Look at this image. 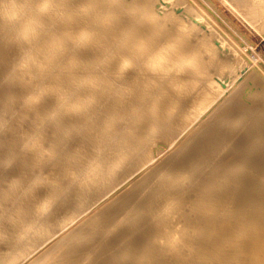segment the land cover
Listing matches in <instances>:
<instances>
[{"label": "bare ground", "instance_id": "6f19581e", "mask_svg": "<svg viewBox=\"0 0 264 264\" xmlns=\"http://www.w3.org/2000/svg\"><path fill=\"white\" fill-rule=\"evenodd\" d=\"M107 1L82 3L78 13L87 19L72 18L69 25H64L59 19L71 15L76 7L69 6L60 12L55 1L47 0L41 6L48 5V10L35 15L36 7L26 0L12 4L0 0V18L7 31L0 39V74L7 72L13 56L12 50L2 46L10 40L14 41L11 46L15 42L22 43L23 47L26 43L38 45L29 60L40 59L43 66L61 60L50 69L56 85L45 76L28 79L23 75L18 87L5 89L10 93L29 83L40 84L20 98L26 102L21 109L26 111L43 98L42 104L40 101L37 105H43L44 110L39 111V120L25 123L26 132L22 126L21 134L20 129L6 133V138L12 139L15 153L22 142L19 136L27 132L26 144L32 142L34 145L30 144V148L34 147L26 154L29 147L24 150V145L26 156L20 151L22 157L4 155V164L12 163V166L0 167V195L6 199L0 207V224L4 225L0 226V252L3 257L15 260L10 261L12 264H39L40 261L42 264H176L173 257L177 259L176 252L189 253L181 258L180 264H230L228 258L237 264H264V251L257 252L254 248L264 249L263 245L248 246L245 242L249 240L239 235L242 232L264 234V214L257 212L258 205L264 206V58L248 56L237 41L220 32L216 20L200 7L194 6L195 11L188 8L184 4L188 0H160L166 3H160L156 9L162 16L152 12L126 16L116 13L137 3L152 9L156 0L113 2L116 4L109 8V19L103 23L99 18L107 13L103 11ZM222 1L231 14L239 15L264 38V0ZM164 17L170 30L157 26ZM94 19L97 21L93 22ZM184 20L189 29L193 27L190 36L180 26ZM140 23L141 30H130ZM65 30L73 37L67 36ZM80 31L83 33L79 34ZM102 34L108 35V41L112 40L110 43L117 44L118 49L105 51L97 71L115 65L111 72L121 73L124 84L139 85L141 96L120 102L106 101L109 90L101 95L105 102L89 103L93 100L91 93L81 94L77 99H62V102L49 99L57 85H60L58 99L71 90L73 85L62 81H68L73 73L69 67L80 73L82 64L98 60L95 55L104 50V44L98 43ZM74 36L78 37L74 39ZM87 40L88 46L84 47ZM188 43L195 44V55L189 53L190 48L183 47ZM125 52L128 56L122 58ZM218 55L223 57L214 63L215 67H210V61ZM78 57H83L82 61ZM120 60H125L123 66L117 64ZM161 64L160 71H152ZM16 76L12 74L8 81ZM78 76L85 81L94 80L89 74ZM49 83L51 86L46 89ZM101 87L92 86L90 90L98 92ZM183 89L188 91L187 95L196 94V97L186 99L181 94ZM116 93L122 95L120 91ZM159 96L167 105L175 101L177 109L184 110L202 101L205 104L201 107L214 106L218 101L221 108L211 113L208 122L202 123L204 116H192L187 124L192 127L183 135V142L172 145V138L159 140L162 135L173 136L176 127L168 114H154L153 110L163 106ZM133 103L136 113L127 120V112L122 108ZM18 104L19 98L9 104L8 112L21 114ZM103 106L120 112L105 126L104 121L93 122L98 117H107L96 113ZM38 108H31V113L39 114ZM160 118L165 128L157 133L163 122ZM46 126L51 134L43 139H52L51 145H46H50L49 149L43 148L45 140L41 137L47 131ZM98 130L102 131L96 135ZM176 136L177 140L180 135ZM96 137L100 143L94 150L105 157L93 160L88 156ZM38 140L43 150L36 147ZM143 145L148 147L138 156L136 151ZM181 151L186 153L178 156ZM111 154L116 156L107 159ZM46 156L51 157L52 164L59 163V167L47 168L51 163L49 160L47 165ZM154 159L164 162L143 166L146 173L132 180L131 174ZM130 163L134 168H129ZM211 205L220 207H213L204 215V208ZM193 212L197 213L196 217H190ZM218 213L221 214L214 221L207 222L208 215ZM24 236L28 238L25 241ZM103 242V251H96ZM37 248L41 249L40 253L32 257L31 252ZM12 252L26 254L9 257ZM53 255L57 256L55 261L47 259ZM138 258L144 261H135Z\"/></svg>", "mask_w": 264, "mask_h": 264}, {"label": "rangeland", "instance_id": "374dc122", "mask_svg": "<svg viewBox=\"0 0 264 264\" xmlns=\"http://www.w3.org/2000/svg\"><path fill=\"white\" fill-rule=\"evenodd\" d=\"M16 1H18V0H7V2L10 3V4L16 3ZM26 1H28L31 4H34V6L36 7V11H35L36 14L35 15L43 14L49 8L48 5H46L45 7L41 6L43 3L47 2V0H26ZM52 1H55V4L57 5L56 9L59 10L60 12H62L63 9H67L69 6L71 8H72V6H74L73 8L76 7V9L71 12V15L69 14L66 18L61 16V19H59V22H61L62 24L69 25L70 24L69 20L72 19V18L77 19V20H80V19L81 20H86L87 19L86 16H81V14L78 13L79 5H81L82 3H84V4H87V3L88 4H92V2L96 1V0H52ZM124 1L125 0H112V1L108 0L106 2L105 8L103 9V11L107 10V13L106 12L103 13V16H100V18H99L100 20L99 21H101L103 23L107 22V20L109 19L108 16L110 15L109 8H111L114 4H116V3H113V2L124 3ZM188 1L189 2L192 1L193 4H196V5H193V4L189 3V2L186 4L184 2V4L187 5L188 8L191 7L195 11L194 6L200 7L198 9L202 10L203 12H205L208 17L211 16V19L216 20L215 22L217 23V25H218V27L220 29V32H222V34L225 33L224 35L229 36V38H231V40L234 39V41H237V44L238 43L240 44V48H243L244 51H247L249 55L246 52L244 54H246V55H248V56H250L252 58L253 57L254 58H260V59L264 58V38L262 37V35H260L258 33V31L254 30L253 27L251 25H249L250 23L248 24L247 21H245L243 18L241 19V17L239 15L231 14L233 12L230 11L228 5L225 4L222 0H206V1L205 0H200V1L199 0H194V2H193V0H188ZM197 1L200 2V3L198 4ZM58 2H60V3H58ZM156 2H157V4L154 5L152 9L149 8L145 4L137 3V4L134 5V7H124L122 9L116 11V13H123V15L126 16V15H129V14H132V13H134V14H146V13L152 12V13H155V14H158V15L162 16V13L158 12L156 9H158L160 3H162V4H166V3L163 2V1H160V0H156ZM202 2H204V3H202ZM208 2H209V4H208ZM208 5H211L212 8H210L211 6H208ZM209 8H210V10L208 11L207 9H209ZM90 15H91V13L88 14V16H90ZM237 16H239V17H237ZM217 17H219V18H217ZM190 18L194 20L195 16L194 15H190ZM94 21H97V20L94 19L93 22ZM166 21H167V18L164 17L163 20H161L159 23H157V26L165 27L167 29L169 28L168 30H170L171 29V27H169L170 25L169 26L165 25ZM128 22H129V19L127 20V23ZM180 26L183 27L187 31L188 36H190L191 30H192L193 27L191 26V28L189 29V25H188V23H185V20L183 22H180ZM142 28L143 27L141 26V23H140L138 27L132 26L130 28V30L132 32L133 31L138 32ZM195 29H197V28H195ZM89 32H94V30H90ZM65 33H66L67 36L71 35L70 32H69L70 33V35H69L67 30H65ZM82 33H83L82 31L79 32V34H82ZM127 33H129L128 30H127ZM161 33H163V32H161ZM6 34H7V31L4 30V28L2 26V20L0 18V39L2 38V36L6 35ZM71 37H73V36H70V38ZM75 37H78V36H74V39H75ZM108 38H109V36L106 35V34L99 35L98 43H99V45L104 44V50H103L102 53H97V55H95V57L98 58V60H93L89 64H82L81 65L82 68H81L80 73H77V71H75L76 69H71V67L68 68V70L73 72V73H71L70 78H68V81H66L65 79L62 80V81L73 85L71 90L66 91L65 94L58 99L57 95L60 96V94L58 92L59 89H60V85H57V86H55L57 88L54 89L53 97H49V99H57L60 102H62L63 101L62 99H67V98H72V99L76 98L77 99V98H79V96L81 94L82 95H84V94L85 95L86 94L89 95V93H91V97H93V100L92 101L89 100V103H91V102L98 103V102L104 101L103 97H101L102 93L107 92L109 90L111 92H109L107 94L105 93L106 96H107L106 101L107 100H111V101H115V102H120L122 99L134 100V99H137V98H139L141 96V91L142 90L141 89L139 90V88H138L139 85L131 84V83L124 84L122 82L123 80L121 78V73L114 74V73L111 72V70H112L111 68L113 66H115V65H112V64L111 65H107L105 68H102L101 72H98L99 70L97 71L96 66L101 62L102 58L107 53L105 51H109L111 49H118L117 44H113V43L111 44L110 42H112V40L108 41ZM27 39H26V41H27ZM12 42H14V41L10 40L8 42L2 43V46H5L6 48H9L10 50H12L13 56L11 57V59L9 60V62L7 64V67H8L7 68V72L0 74V123L1 122H5L6 123V124H4V123L0 124V167H6L7 166L8 169H10V167L12 166V163L4 164L5 161H6V159H5L6 157H4V155L11 154V155H14V156H19L20 153L21 154L23 153V156H26V154L29 152V150L34 147L33 146L32 148H30V146H32L30 144L34 145V143L27 142L29 144V146H28V144H26L25 139L28 140L29 134L27 132V133H24L25 134L24 135L23 132H22L24 137L21 136V135L19 136L20 137L19 140L22 137V142H20L21 140L19 141L22 145L20 146V143H19L18 147L16 148V151H18V153H15V151H14L15 147H14L13 143H10L12 139L11 138H6V133H13V132L18 131L20 129L19 131H20V134H21V128L20 127H22V126L26 129V130H24V128L22 127L23 128L22 131L26 132L27 131V127H25V125H26L25 123H27V125H28V123L35 122V121L39 120V117H37V115L38 116L40 115L41 112H39V111L42 110V108L44 110V107H43V105H41L42 102H43L42 101L43 98H41V99H38V102L41 101L40 102L41 104L39 103L37 105V103H38L37 101H36L37 102L36 104L35 103L33 104V107L35 109L31 106L32 109L37 110L38 106L40 105V107H39L40 109L38 108L39 114L37 113V111H36V115L34 114V112H32L33 113L32 114L30 107H28L26 109V111H25V109L24 110L21 109L22 106L26 102H24V101L21 102L20 98L24 94H26L31 88H33V86L34 87L39 86L40 84H38V83H35V84L29 83V84H27L26 87H22L21 86L18 89H14L10 93H7V90L9 88L18 87L19 85L17 83H22L23 75H24V78H28V79H29V77L36 78L39 75L40 76H45V77L49 78V81L51 83L53 82L56 85V83H57L56 81L57 80L54 77V73L50 72V69H52L55 66L59 65V61L61 62V60L58 59V60H56L54 62H50L48 66H43L42 65L43 61L40 60V59L38 60V59L34 58V59H30L29 60V55L32 53V50L37 49L39 47L38 45L34 46L31 43H26V45L23 47L22 43L15 42V45L11 46ZM83 46L84 47L88 46V40L85 42V44ZM57 47H59L61 49L62 46L57 45ZM183 47L190 48L189 53H192V55H195V51L193 49V48H195V44L194 43H188V44H186ZM245 47H246V49H245ZM127 56L128 55H127L126 52L121 55L122 58H125ZM220 57H223V55H218L212 61H210V63H209V64H211L210 67H215L214 63L218 62L220 60ZM78 58H79V61H82V59H83V57H78ZM66 59H68V57H65V60ZM124 63H125V60H120L117 64L119 66H123ZM263 63H264V61H263ZM162 68H163L162 64L161 65H156V66L153 67L152 71L153 72L160 71ZM61 69H62V67H61ZM61 69L58 68V70H61ZM188 69H190V67ZM64 70H62V71H64ZM12 74L13 75L17 74V76L11 78L12 81H8L9 77ZM80 74L92 75L91 77H93L94 80L93 81L82 80L81 78H82L83 75L82 76H78ZM7 81H8V83H7ZM13 83H14V86L12 85ZM51 83L46 85V89H48L51 86ZM15 84H17V86ZM92 86H99V87L102 86V87H101V89L98 92H94V91L90 90V88ZM140 88H141V86H140ZM5 89H7V90H5ZM2 90H3V93L6 92V94H3ZM118 91L122 92L121 96H117L116 92H118ZM216 93H218V90H216ZM181 94L184 95L186 97V99H190V100H193L196 97V94L195 95L194 94L187 95L188 91L186 89H183ZM17 98H19L18 108L20 109V111H21L20 113L21 114H17V113H11L10 114L8 112L9 104L10 103H14ZM158 99H160L159 103L163 104V106L160 109L158 108V109L153 110L154 114H156V115L157 114H161V113H164L166 115L168 114L167 115L168 119L171 122H173L175 124V126H176L173 136L169 137V136H166V135H162L161 137H159V140L163 141V140H165L167 138H169V139L172 138L173 139L172 145H176L178 143L183 142V135L192 127V126H190V127L187 126V124L190 122L192 116L193 117L198 116V115L204 116V120H201V121H203L202 123L208 122V120H210V118H212V114L211 113L217 112L221 108L220 107L221 104H219L218 101L216 102V105H214V106H211V107H207V106L203 107L202 106L201 107V105L205 104L204 101H202V102H200V104L199 103H193L191 106L186 107L183 110V109H177L178 108L177 107L178 104L175 101L170 103V105H167L165 103L164 99H162V97H160ZM128 106L129 107L122 108L123 110H125L127 112L125 114V117H127V120L130 119L129 118L130 115L134 116L135 113H136L134 103L133 104H129ZM63 108H64V113H65V111H66L65 110V106H63ZM28 109L30 111H28ZM66 109H68V108H66ZM98 109L99 110H97L96 113H99L101 115L104 114L107 117H105L104 119L102 117H98L93 122H95V124H97V123H100V122L104 121L103 126L108 124V122L113 118V115H115L117 113H120L117 110L112 111L111 107L105 108L103 106L102 108H98ZM199 109H201V111H199ZM22 114L25 117L22 116ZM150 115H153V112H151ZM160 119L162 120V118H160ZM93 122L88 123V125H90V124L93 125ZM164 123L165 122L163 121L160 124V127L158 128V132L157 133H160V132H162L164 130V128H165ZM47 126L49 127V125H47ZM47 126H46L47 131L45 130V133L41 136L42 139L43 138H49V136L51 134L50 133L51 130L49 131ZM198 127H199V125L196 126L195 129H197ZM63 129L66 132V130L68 128H66V126H65V128H63ZM180 129H183V132ZM101 131L102 130L95 131L96 135H99L101 133ZM70 135L73 136L72 133ZM176 135H180L177 140H176V137H177ZM23 139H24V141H23ZM42 139H40L41 143L44 142L43 144H44L45 147L43 146V144L40 143L39 140H38L39 144L36 147H38V149H40V148L42 149V146H43V148L49 149V147L51 145V142H49V141H51L52 139L50 138L51 140H48V141L46 139H43L46 142L43 141ZM35 143H38V142H35ZM47 143H50V145L48 144V146H46ZM99 143H100L99 137H96V139L93 140V144L91 142L93 150H91L90 155L88 156L89 158H93V160H94V159H96V158H98L100 156L105 157V154L101 155L96 150H94V147L96 149L99 146ZM24 145H25L26 148H24ZM39 145H42V146L40 147ZM96 145H97V147H96ZM147 147L148 146H145V145L140 146L137 149V151H136L138 156H140L142 154V151L144 152L147 149ZM22 148H24V150H26L28 148V151L26 152V154H25V152H24V150ZM46 149L44 151H46ZM22 150H23V152H21ZM19 151H20V153H19ZM82 151L81 150L79 151L80 154H82ZM51 153H52V155L53 154L55 155V152L53 153V150H52ZM185 153H186V151H181L178 154V156L184 155ZM48 156H50V153H49ZM112 156H116V155L115 154H111L110 156L107 157V159L111 158ZM20 157H22V155H20ZM81 157L83 158V156H81ZM46 158H47V162L46 161L45 162L47 163V165L49 163V160H50V163H51V164H49L50 166L46 165L47 168L48 167H55V166H57V168L59 167L58 166V165H60L59 163H57V165L55 163L52 164L51 159H50L51 157L49 158V157L46 156L45 160H46ZM157 158H159V157H157ZM157 161L164 162L163 160H158V159H154L152 162H150V160H149L148 164H147V162H145L137 171H135L133 174H131L130 177L134 178L132 180L136 181L137 179L141 178L146 173V171H145L146 167H143V166L149 165V163H155ZM133 166H134V164L132 165V163H130L129 168H132ZM42 182L44 183L46 181L43 180ZM100 187H103V186L101 185ZM217 188L219 189V187H217ZM217 188H216V190H218ZM0 194H1V192H0ZM3 196H5V195H3ZM3 196L0 195L1 204H2V202L4 203L6 201L5 197H4L5 201L2 199ZM109 196L110 195H108V197ZM185 204H187V203H185ZM2 206H4V204H2L0 207H2ZM213 207H220V206L219 205H214V206L211 205V207L210 206L209 207H205L204 210H203V214L204 215L208 214ZM163 208H164V206H163ZM257 212H260L261 214H264V206L258 205L257 206ZM220 214L221 213H218V214L213 215V216L212 215H208L207 216L208 217L207 218V222L214 221L218 217V215H220ZM196 216H197V213H195V212L190 214V217H196ZM0 226H4V225L0 224ZM209 228H212V226H210ZM20 232H21V230H20ZM16 233L18 234L19 232L16 231ZM239 235H241L244 238L246 237L249 240L248 242H245L246 245L249 244L248 246H250V245L254 246L255 244L257 245L258 243H260L264 247V234L261 235V234H259L257 232H250V233L242 232ZM57 237L60 238L61 235L57 236ZM57 237H55V238H57ZM105 238H107V237H105ZM23 239L25 241L28 238H27V236H24ZM100 240L105 241V239H100ZM31 245L29 247H31ZM104 247H105L104 242L100 243L98 245V249L96 251L102 252ZM233 248H234V246H232L230 249L232 250ZM254 248H255V250L257 252L264 251V249H260V247H257V246L254 247ZM136 249H138V248H136ZM230 249H227V251L228 252H232ZM40 251H41V249L37 248V249L34 250V252H31L30 255H32V257H33V255L34 256L38 255V253H40ZM79 251H81V249L78 250V252ZM26 252H28V251H26ZM26 252H12V253H10L11 255H9V257H11L13 255L14 258H17V257L21 256L23 253L26 254ZM131 252H135V251L132 250ZM166 252H167V250H166ZM0 253L2 254L3 252H0ZM19 253H21V254H19ZM163 253H165V252H163ZM180 253H181V255H179ZM183 253L184 252H176L175 254L179 255V258H178V255L176 256L177 259H175V256H173L174 257V262L176 264L182 263L181 261L184 258H186V256L189 255L188 252H186L184 254ZM1 254H0V258H1L0 259V264H12V262L15 261L13 259L11 260V258H8L6 255H4V257H3V254L2 255ZM5 256L7 258H5ZM56 257H57L56 255L55 256L53 255V256L48 257L47 259L55 261ZM162 257H163V255H162ZM181 258H183V259H181ZM143 259H144V257H143ZM143 259L138 258V259H135V261L136 260L137 261H139V260L144 261ZM178 259H179L180 262L178 261ZM10 261H12V262H10ZM227 262L230 263V264H237L236 261L233 258H228ZM39 264H42V261H40Z\"/></svg>", "mask_w": 264, "mask_h": 264}]
</instances>
